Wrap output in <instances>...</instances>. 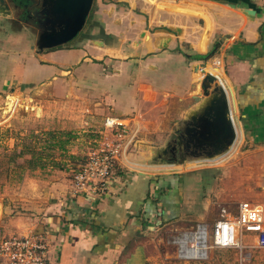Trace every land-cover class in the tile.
Returning a JSON list of instances; mask_svg holds the SVG:
<instances>
[{
  "label": "crops",
  "instance_id": "crops-1",
  "mask_svg": "<svg viewBox=\"0 0 264 264\" xmlns=\"http://www.w3.org/2000/svg\"><path fill=\"white\" fill-rule=\"evenodd\" d=\"M42 1V9L38 0L0 4V90L35 94L37 106L42 95L47 104L64 107L77 101L78 110L116 117L125 127L130 120L136 132L155 110L154 132L162 134L174 123L183 141L196 132L199 115L222 87L236 141L264 143V0H94L93 23L83 40L51 48L39 46V27L50 26L49 6ZM78 40L83 45H70ZM209 73L214 80H206ZM236 141L212 160L229 157ZM179 165H145L92 201L78 194L79 204L70 206L71 199L57 207L61 217L43 218L56 233L49 237L48 264H143L144 250L128 248L132 233L181 215L188 190ZM77 206L89 207L99 228L66 222L67 209ZM38 222L31 221L27 234Z\"/></svg>",
  "mask_w": 264,
  "mask_h": 264
},
{
  "label": "rangeland",
  "instance_id": "rangeland-1",
  "mask_svg": "<svg viewBox=\"0 0 264 264\" xmlns=\"http://www.w3.org/2000/svg\"><path fill=\"white\" fill-rule=\"evenodd\" d=\"M36 9L40 26V6ZM92 14L91 10L76 36L80 40L92 26ZM27 21L34 23L33 18ZM186 51L191 52L188 47ZM11 97L16 100L14 105ZM35 99L29 92L9 87L0 90V264L8 259L2 255L3 241L30 235L32 220L39 221L34 234L49 238L56 233L43 218L57 207L77 199L78 194L82 201H92L120 178L132 177L130 171L144 170L156 162L180 163L188 193L181 215L157 219L132 233L128 248L144 250L143 264H264V248L255 245L249 235L238 246H213L203 259L180 257L176 241L200 225L211 227L223 210L235 215L243 201L264 203V143L238 140L230 156L217 161L205 151L186 155L174 123L162 134L154 132L155 110L143 117L144 130L139 126L136 132L130 120H126L127 127L107 126L105 114L78 110L77 101L64 107L47 104L42 95L37 106ZM118 144L122 145L119 151ZM173 146L178 149L176 157L168 153Z\"/></svg>",
  "mask_w": 264,
  "mask_h": 264
},
{
  "label": "built area",
  "instance_id": "built-area-1",
  "mask_svg": "<svg viewBox=\"0 0 264 264\" xmlns=\"http://www.w3.org/2000/svg\"><path fill=\"white\" fill-rule=\"evenodd\" d=\"M105 124L113 129L123 125L117 118L107 117ZM115 129V130H116ZM264 248V204L243 201L237 213L231 215L223 210L211 227L200 225L194 231L177 237L178 253L182 258H206L213 246H238L245 236ZM49 238L30 234L11 237L3 241L1 250L6 264H48ZM4 257V256H3ZM161 264V263H155Z\"/></svg>",
  "mask_w": 264,
  "mask_h": 264
},
{
  "label": "water",
  "instance_id": "water-1",
  "mask_svg": "<svg viewBox=\"0 0 264 264\" xmlns=\"http://www.w3.org/2000/svg\"><path fill=\"white\" fill-rule=\"evenodd\" d=\"M94 0H44L48 4L46 9L48 23L41 33L39 46L51 48L73 40L82 30L87 17L91 11ZM4 2V0H0ZM251 12V11H250ZM249 12V13H250ZM170 33L168 29L165 30ZM182 33L180 28H176ZM170 38L163 43V47L169 45ZM99 42V41H95ZM206 80L212 81L215 76L209 73ZM221 94L215 93L210 102L204 107L202 114L198 117V125L193 127L192 132L198 139L213 142V149L210 157L221 153L225 148L232 145L237 138L236 124L230 108L229 98L224 88H220Z\"/></svg>",
  "mask_w": 264,
  "mask_h": 264
},
{
  "label": "flooded vegetation",
  "instance_id": "flooded-vegetation-1",
  "mask_svg": "<svg viewBox=\"0 0 264 264\" xmlns=\"http://www.w3.org/2000/svg\"><path fill=\"white\" fill-rule=\"evenodd\" d=\"M42 3L43 1L42 0H38L37 4L41 6V9H42ZM47 8H45L46 10ZM51 23L49 22V25ZM178 142H182L183 143V146H184V151L185 153H189V152H195L196 154L198 153L199 154V151H205V152H210L212 150H214L213 148V142H209V141H206V140H203V139H198L197 137L193 136V134H189L187 137H185V139L183 141H180L179 139H177ZM169 150V152H168ZM167 150V152L169 153V155L171 157H176L177 155V147L176 146H173V148H169ZM186 153V155H187ZM194 155V154H193Z\"/></svg>",
  "mask_w": 264,
  "mask_h": 264
},
{
  "label": "trees",
  "instance_id": "trees-1",
  "mask_svg": "<svg viewBox=\"0 0 264 264\" xmlns=\"http://www.w3.org/2000/svg\"><path fill=\"white\" fill-rule=\"evenodd\" d=\"M65 134L66 135H68V134H70V133H68V132H65ZM69 136V135H68ZM68 140H70V139H66L64 142H66V141H68ZM38 158H41V155H39L38 156ZM178 187V186H177ZM160 189V188H159ZM78 203L76 202V200L74 199L69 205L70 206H73V205H77ZM78 208H68L67 209V217H66V222H73V223H77V222H85V223H87V224H89V225H91V227H97V228H99V226L98 225H96V224H94L93 223V215H92V211H90V208L89 207H83V209L81 208L80 209V207L79 206H77ZM156 209H157V207H156ZM82 213H86V214H82ZM51 215H55V216H57V218H59V217H61V216H59V214H57V212H56V210H54L53 212H52V214ZM86 215H88L89 216V218H87V219H85V216ZM146 218L147 219H149L150 218V216H149V218L147 217V215H146ZM62 221H63V219H62Z\"/></svg>",
  "mask_w": 264,
  "mask_h": 264
},
{
  "label": "bare ground",
  "instance_id": "bare-ground-1",
  "mask_svg": "<svg viewBox=\"0 0 264 264\" xmlns=\"http://www.w3.org/2000/svg\"><path fill=\"white\" fill-rule=\"evenodd\" d=\"M223 159V158H222Z\"/></svg>",
  "mask_w": 264,
  "mask_h": 264
}]
</instances>
